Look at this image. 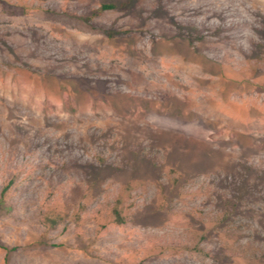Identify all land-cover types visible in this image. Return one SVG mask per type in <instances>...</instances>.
Here are the masks:
<instances>
[{
  "label": "rangeland",
  "instance_id": "374dc122",
  "mask_svg": "<svg viewBox=\"0 0 264 264\" xmlns=\"http://www.w3.org/2000/svg\"><path fill=\"white\" fill-rule=\"evenodd\" d=\"M0 264H264V0H0Z\"/></svg>",
  "mask_w": 264,
  "mask_h": 264
},
{
  "label": "trees",
  "instance_id": "16d2710c",
  "mask_svg": "<svg viewBox=\"0 0 264 264\" xmlns=\"http://www.w3.org/2000/svg\"><path fill=\"white\" fill-rule=\"evenodd\" d=\"M115 8V6L113 5V4H104V5H102V7H101V10H111V9H114ZM7 190V187H6V189H4V191H3V193L5 192ZM2 248H4L5 250H8L7 248H5V247H2Z\"/></svg>",
  "mask_w": 264,
  "mask_h": 264
}]
</instances>
